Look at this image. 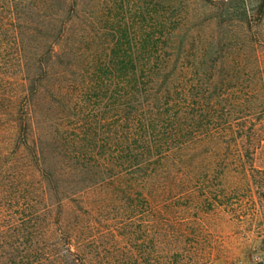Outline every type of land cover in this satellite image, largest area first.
<instances>
[{"label": "trees", "instance_id": "obj_1", "mask_svg": "<svg viewBox=\"0 0 264 264\" xmlns=\"http://www.w3.org/2000/svg\"><path fill=\"white\" fill-rule=\"evenodd\" d=\"M23 20L0 4V264H212L223 240L205 216L195 152L214 139L213 108L204 116L200 90L185 82L178 28L159 13L137 28L117 14L105 27L113 42L92 59L81 35L70 67L87 69L78 93L108 101L106 136L62 132L53 167L33 109L54 93L58 44L42 52ZM97 192L106 197L92 204ZM111 207L120 222L110 227L95 217Z\"/></svg>", "mask_w": 264, "mask_h": 264}, {"label": "rangeland", "instance_id": "obj_2", "mask_svg": "<svg viewBox=\"0 0 264 264\" xmlns=\"http://www.w3.org/2000/svg\"><path fill=\"white\" fill-rule=\"evenodd\" d=\"M262 1L0 0L2 6L16 7L23 14L42 52L52 42L58 44L52 67L56 80L47 87L54 93L33 109L38 136L46 144V157L52 166L57 152L54 139L62 132L74 134L80 126H86L90 136H106L108 101L94 97L99 91L78 93L87 69L85 65L70 67L80 61L75 49L80 47L81 35L90 37L83 52L84 57L92 59L97 54L103 56V46L113 42L105 27L117 14L137 28L142 23L152 26L159 13L178 28L174 42L179 49L175 54L184 64L185 82L200 90L204 116L208 106L213 108L214 139L205 137L195 152L202 162V194L210 198V203L204 205L205 216L212 233L220 237L219 242L223 240L212 264H264ZM56 84L62 91L71 87L68 92L58 93ZM226 120L231 123L230 129L224 125ZM207 128L204 126V131ZM106 195L115 199L112 190ZM104 197L97 192L88 201L97 204ZM97 216L110 227L120 222V210L112 207L95 219Z\"/></svg>", "mask_w": 264, "mask_h": 264}]
</instances>
